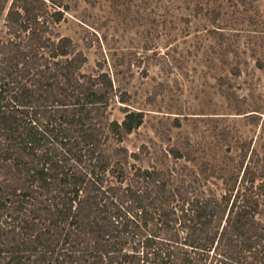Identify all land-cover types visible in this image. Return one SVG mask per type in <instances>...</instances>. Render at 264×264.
<instances>
[{"label":"trees","instance_id":"1","mask_svg":"<svg viewBox=\"0 0 264 264\" xmlns=\"http://www.w3.org/2000/svg\"><path fill=\"white\" fill-rule=\"evenodd\" d=\"M4 11L0 264H264L261 167H126L137 153L109 142L144 111L109 117L113 82L80 70L86 56L55 29L62 2L0 0Z\"/></svg>","mask_w":264,"mask_h":264},{"label":"rangeland","instance_id":"2","mask_svg":"<svg viewBox=\"0 0 264 264\" xmlns=\"http://www.w3.org/2000/svg\"><path fill=\"white\" fill-rule=\"evenodd\" d=\"M60 1L55 29L86 56L80 70L106 71L113 82L109 117L121 120L125 105L144 111L137 128L109 142L137 153L126 167L243 161L264 172V0L200 1L220 12H196V0Z\"/></svg>","mask_w":264,"mask_h":264}]
</instances>
